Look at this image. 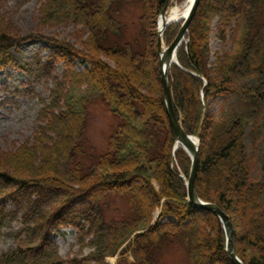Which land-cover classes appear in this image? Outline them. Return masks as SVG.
<instances>
[{
  "label": "trees",
  "instance_id": "16d2710c",
  "mask_svg": "<svg viewBox=\"0 0 264 264\" xmlns=\"http://www.w3.org/2000/svg\"><path fill=\"white\" fill-rule=\"evenodd\" d=\"M127 1L40 0L44 24L69 22L85 29L83 47H60L86 65L68 69L66 87L52 91L48 105L43 102L30 144L9 151L0 164V230L20 222L11 232L18 245L0 254V264H79L61 259L44 242L46 229L58 219L77 224L78 216L93 234L86 264H108L105 257L131 236L127 248L136 264H156L157 255L173 242L186 248L190 264H233L219 218L187 202L185 183L173 167L174 139L155 45L156 19L167 0H134L141 10L130 38L121 19ZM213 19L218 38L232 46L211 55ZM168 31L164 35L171 40ZM18 37L0 13V68L14 62ZM186 37L169 82L184 131L199 133L196 193L228 214L242 262L264 264V0H198ZM40 72L46 75L48 68L41 66ZM215 95L222 102L208 117ZM96 98L116 118L98 155L85 146L89 106ZM256 153L260 168L253 176ZM175 157L188 175L187 154L178 148ZM65 166H70L68 175L60 176ZM117 196L128 210L109 218ZM53 202L59 205L48 209ZM164 215L172 220L162 222Z\"/></svg>",
  "mask_w": 264,
  "mask_h": 264
},
{
  "label": "rangeland",
  "instance_id": "374dc122",
  "mask_svg": "<svg viewBox=\"0 0 264 264\" xmlns=\"http://www.w3.org/2000/svg\"><path fill=\"white\" fill-rule=\"evenodd\" d=\"M183 2L184 0H169V7L181 6ZM39 7L40 0L0 1V13L3 20L7 21L12 32L17 33L19 36L12 49L14 62L0 68V164L7 158L6 153L9 151L15 152L24 142L27 144V141H29L30 144L33 133L37 131L36 127L41 123L39 119L41 118L43 102L48 105L50 93L53 91L55 95L57 87H66L67 82L64 77L68 74V69L83 70L86 65L78 59L75 60L73 56L65 54L62 47H60L64 44H70L78 48L83 47L82 43L86 38L85 29L80 25L69 22L52 21L44 24L40 20ZM140 10V4L134 0H128L122 9L121 19L125 24L124 32L129 38L139 26L137 16ZM216 25V19H213L209 35L211 55L217 51L230 50L232 46L229 39L221 41L218 38L219 31L216 29ZM178 27L177 24L176 27L173 26L167 29L170 30L168 32H171V39ZM162 40L165 44H167L166 41H171L170 39L167 40L165 35ZM210 61H213L212 57ZM41 66L48 68L46 75L40 72ZM221 102V96L215 95L210 99L207 110L208 117L217 112ZM115 122L116 118L108 111L104 103L98 99L90 103L85 131L87 143L84 142L89 152H91L90 147L97 155L105 151L108 137ZM246 144L251 155L253 150L248 136L246 137ZM182 151L185 152L183 149ZM187 157V173L189 174L190 157L188 154ZM172 160L173 167L178 172L177 176L185 183L188 175L184 174V170L173 151ZM69 167L65 166L60 169V176L68 175ZM259 168L260 162L256 153V158L251 164L253 176L258 173ZM16 176L26 177L27 175L21 173L16 174ZM154 186L158 188L155 183ZM9 189L11 188L5 190ZM58 205L53 202L48 209L56 208ZM7 206L9 209L12 208L9 201ZM128 206L124 198H118L117 196L111 203L107 216L109 218H111L110 216L118 217L119 214L127 212ZM153 215L152 224L160 216V210L155 211ZM18 217L20 218V216ZM171 220L172 218L167 215L161 217L162 222ZM60 221L58 219L49 229H46L47 235L44 242L53 245L61 259H75L76 263L79 261V264H86V257L92 250L90 243L93 236L92 232L89 233L87 225L82 226L84 220L80 216L75 218L77 224L70 221L71 224ZM80 224L81 226H79ZM19 226V220L15 219L9 226L0 230V254L16 248L18 241L14 239L11 232L16 231ZM132 239L131 236L115 254L107 255L105 261L108 264H136L131 254V248H127L129 241ZM125 248H127L126 251L121 253ZM185 249L181 243L173 242L157 255L156 264H190ZM88 264H93V262Z\"/></svg>",
  "mask_w": 264,
  "mask_h": 264
},
{
  "label": "water",
  "instance_id": "95a60500",
  "mask_svg": "<svg viewBox=\"0 0 264 264\" xmlns=\"http://www.w3.org/2000/svg\"><path fill=\"white\" fill-rule=\"evenodd\" d=\"M198 0H193L192 5L180 25L178 33L171 41V43L166 47L163 54H160L161 47V33L157 31V52L159 56V69H160V83L162 86L163 100H164V110L168 119L171 134L175 140L174 148L182 145L188 152L191 158V166L188 178L186 180L187 189V201L194 207L204 209L214 213L222 223L224 233H225V252L229 260L233 264H243L239 257L235 253L234 249V227L229 218V216L220 209L217 205L206 202L200 199L196 193L195 189V179L197 176V166H198V142L199 134L197 136L187 134L182 126L179 118L177 117L173 105L172 91L168 79V69L170 64H178L176 58V52L178 47L185 42V35L187 33L190 21L196 9ZM167 9V3L164 5L160 12V16L165 14Z\"/></svg>",
  "mask_w": 264,
  "mask_h": 264
},
{
  "label": "bare ground",
  "instance_id": "6f19581e",
  "mask_svg": "<svg viewBox=\"0 0 264 264\" xmlns=\"http://www.w3.org/2000/svg\"><path fill=\"white\" fill-rule=\"evenodd\" d=\"M193 0H184L181 6H171L167 7L165 14L159 16L156 28L159 33L162 34L170 27H176V25L180 24L186 17ZM166 44L162 40L160 47V54H163L166 49ZM172 67V63L170 64V68Z\"/></svg>",
  "mask_w": 264,
  "mask_h": 264
}]
</instances>
